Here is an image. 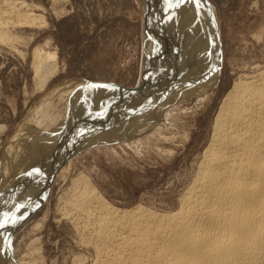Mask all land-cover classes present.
Here are the masks:
<instances>
[{
	"label": "bare ground",
	"instance_id": "obj_1",
	"mask_svg": "<svg viewBox=\"0 0 264 264\" xmlns=\"http://www.w3.org/2000/svg\"><path fill=\"white\" fill-rule=\"evenodd\" d=\"M8 3L0 10V32L5 15H21L22 3L18 8ZM141 3L145 43L138 89L62 82L45 93L3 145L0 264L35 263L14 261L6 254L8 225H18L42 203L62 161L81 148L123 141L150 128L167 107L207 97L216 84L222 50L211 3ZM4 35L0 33V41ZM55 55L40 49L33 54L39 91L56 73L51 62ZM240 73L219 104L208 143L176 210L158 212L140 204L115 207L90 179L76 176L70 196L64 197L63 216L77 234V246L91 254L74 255L70 264H264V67ZM170 115L169 120L176 119ZM42 187L46 191L38 196Z\"/></svg>",
	"mask_w": 264,
	"mask_h": 264
},
{
	"label": "rangeland",
	"instance_id": "obj_2",
	"mask_svg": "<svg viewBox=\"0 0 264 264\" xmlns=\"http://www.w3.org/2000/svg\"><path fill=\"white\" fill-rule=\"evenodd\" d=\"M207 1L215 11L222 50L219 78L207 97L186 98L167 107L153 127L123 141L81 148L71 159L62 161L42 203L18 225H8L5 251L11 260L70 264L74 255L90 256V250L77 246V234L63 216L64 197L70 196L71 182L78 174L90 179L115 207L140 204L158 212L178 208L208 143L224 94L241 71L249 75L256 67H264V0ZM8 2L22 6L18 8L21 18L5 15L9 23L6 20L1 29L7 40L0 41V160L3 145L58 84L94 82L135 91L142 82L144 66L141 0H0V10L7 8ZM37 49L56 54L51 60L56 73L42 91L35 85L31 67ZM169 111L176 119L167 118Z\"/></svg>",
	"mask_w": 264,
	"mask_h": 264
},
{
	"label": "snow or ice",
	"instance_id": "obj_3",
	"mask_svg": "<svg viewBox=\"0 0 264 264\" xmlns=\"http://www.w3.org/2000/svg\"><path fill=\"white\" fill-rule=\"evenodd\" d=\"M183 2V0H181ZM193 3H199V0H193Z\"/></svg>",
	"mask_w": 264,
	"mask_h": 264
}]
</instances>
